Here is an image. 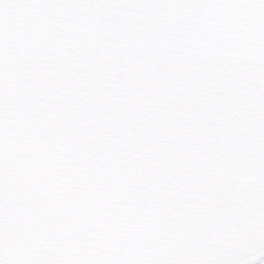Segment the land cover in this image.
<instances>
[{
  "label": "snow or ice",
  "instance_id": "1",
  "mask_svg": "<svg viewBox=\"0 0 264 264\" xmlns=\"http://www.w3.org/2000/svg\"><path fill=\"white\" fill-rule=\"evenodd\" d=\"M0 264H264V0H0Z\"/></svg>",
  "mask_w": 264,
  "mask_h": 264
}]
</instances>
